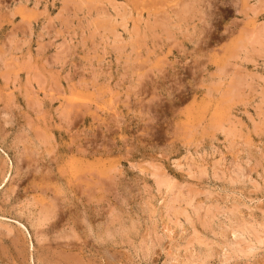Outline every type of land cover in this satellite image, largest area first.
I'll return each mask as SVG.
<instances>
[{
	"label": "rangeland",
	"instance_id": "1",
	"mask_svg": "<svg viewBox=\"0 0 264 264\" xmlns=\"http://www.w3.org/2000/svg\"><path fill=\"white\" fill-rule=\"evenodd\" d=\"M0 174V264H264V0H0Z\"/></svg>",
	"mask_w": 264,
	"mask_h": 264
},
{
	"label": "bare ground",
	"instance_id": "2",
	"mask_svg": "<svg viewBox=\"0 0 264 264\" xmlns=\"http://www.w3.org/2000/svg\"><path fill=\"white\" fill-rule=\"evenodd\" d=\"M191 2V1H190ZM185 6V5H184ZM201 7V6H200ZM188 10V9H187ZM191 10V9H190ZM188 12V11H187ZM202 18V17H201ZM212 18V17H211ZM219 18V17H218ZM233 25V24H232ZM211 26V25H210ZM225 28V27H224ZM227 28V27H226ZM260 28H262V27H260ZM230 29V28H229ZM225 33V32H224ZM248 34V33H247ZM228 36V35H227ZM225 38V37H224ZM253 40V39H252ZM236 41V40H235ZM241 42V41H240ZM256 49V48H255ZM215 50H217V49H215ZM246 51V50H245ZM220 52V51H219ZM255 53V52H254ZM255 56V55H254ZM75 113V112H74ZM76 147V146H75ZM34 169V168H33ZM90 173V172H89ZM1 175V174H0ZM35 188V187H34ZM56 188V187H55ZM90 188V187H89ZM52 202H54V201H52ZM53 205V204H52ZM43 206V205H42ZM54 206V205H53ZM40 207V206H39ZM46 207V206H45ZM47 213V212H46ZM44 215V214H43ZM54 215V214H53ZM74 247V246H73Z\"/></svg>",
	"mask_w": 264,
	"mask_h": 264
}]
</instances>
